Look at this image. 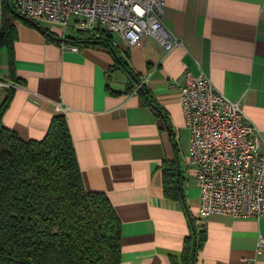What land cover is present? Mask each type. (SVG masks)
<instances>
[{
  "label": "crops",
  "instance_id": "1",
  "mask_svg": "<svg viewBox=\"0 0 264 264\" xmlns=\"http://www.w3.org/2000/svg\"><path fill=\"white\" fill-rule=\"evenodd\" d=\"M10 22L19 88L2 124L23 141H40L60 116L56 106L66 109L83 185L105 194L121 222L120 264H181L194 228L205 234L198 250L194 240V264H264L255 253L264 219L198 217L200 190L187 174L190 133L179 105L185 73L205 74L241 103L264 155V0H166L164 25L182 43L171 52L153 38L127 49L113 35V50L80 42L74 53L48 41L41 27ZM64 30L48 31L64 39ZM0 79L11 81L1 41ZM165 164L178 170L182 200L165 195Z\"/></svg>",
  "mask_w": 264,
  "mask_h": 264
},
{
  "label": "trees",
  "instance_id": "2",
  "mask_svg": "<svg viewBox=\"0 0 264 264\" xmlns=\"http://www.w3.org/2000/svg\"><path fill=\"white\" fill-rule=\"evenodd\" d=\"M1 3L0 41L9 49L10 80L19 84L12 54L17 35L10 22L18 17L7 0ZM20 19L40 28L34 21ZM40 30L50 42H83L113 50L109 34L98 40H75ZM6 92L0 106V264H120L121 222L105 194L86 191L66 118L55 116L42 140L23 141L2 124L14 90ZM142 92L146 103L161 113ZM179 176L173 164L163 166L166 197L182 200ZM194 240L198 250L204 232L193 229L181 264H194Z\"/></svg>",
  "mask_w": 264,
  "mask_h": 264
},
{
  "label": "built area",
  "instance_id": "3",
  "mask_svg": "<svg viewBox=\"0 0 264 264\" xmlns=\"http://www.w3.org/2000/svg\"><path fill=\"white\" fill-rule=\"evenodd\" d=\"M9 4L22 18L69 28L87 38L117 35L127 49L147 38L156 40L166 52L182 45L164 25L166 0H9ZM1 19L0 0V26ZM61 47L80 51L79 45L63 43ZM18 88L16 82L0 79V91ZM179 105L190 133L189 176L200 190L198 217L264 219L261 134L241 103L217 91L205 74L186 72ZM55 109L65 115V108L57 105ZM255 253L264 256V236H259Z\"/></svg>",
  "mask_w": 264,
  "mask_h": 264
},
{
  "label": "rangeland",
  "instance_id": "4",
  "mask_svg": "<svg viewBox=\"0 0 264 264\" xmlns=\"http://www.w3.org/2000/svg\"><path fill=\"white\" fill-rule=\"evenodd\" d=\"M19 24H22L21 22V19L18 17V19H15ZM39 27H41V28H43V29H48L49 31H50V29H52V28H58V29H64V28H62V27H60V26H57V25H52V24H50V23H47V22H44V21H36L35 22ZM65 31V33L67 34V37H71V38H74L75 40H77V39H82V37H85V35L83 34V36H82V34H80L79 32H76L75 30H71V29H65L64 30ZM186 169H187V171H188V175H190L189 174V171H190V168L188 167V166H186Z\"/></svg>",
  "mask_w": 264,
  "mask_h": 264
},
{
  "label": "water",
  "instance_id": "5",
  "mask_svg": "<svg viewBox=\"0 0 264 264\" xmlns=\"http://www.w3.org/2000/svg\"><path fill=\"white\" fill-rule=\"evenodd\" d=\"M8 2H9V0H7ZM12 13L14 14V15H16L17 17H21V16H19L14 10H12ZM22 18V17H21Z\"/></svg>",
  "mask_w": 264,
  "mask_h": 264
}]
</instances>
